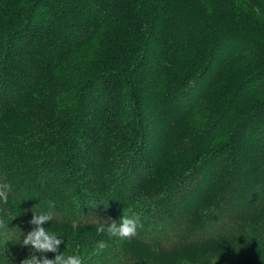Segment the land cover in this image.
<instances>
[{"label": "trees", "instance_id": "16d2710c", "mask_svg": "<svg viewBox=\"0 0 264 264\" xmlns=\"http://www.w3.org/2000/svg\"><path fill=\"white\" fill-rule=\"evenodd\" d=\"M0 182V264L49 201L84 264L264 258V0H0ZM130 209L144 235L96 234Z\"/></svg>", "mask_w": 264, "mask_h": 264}, {"label": "clouds", "instance_id": "9594fccd", "mask_svg": "<svg viewBox=\"0 0 264 264\" xmlns=\"http://www.w3.org/2000/svg\"><path fill=\"white\" fill-rule=\"evenodd\" d=\"M12 192V185L7 182H0V202L8 203L9 194ZM55 209V202H48V211L35 213L33 212L32 219L29 221L33 225L31 231L24 234L22 245L30 246L33 253H40L38 257L35 254H30L28 258L24 259L21 264H84L83 259L79 254L65 256L64 253H59V247L63 240L58 238L55 233L49 232L44 225L52 221L55 217L53 211ZM5 222L0 219V228H5ZM141 216L139 213L130 209L129 214H123L119 222L117 220H110V223L105 226L100 224L97 228V234H104L105 232L109 238H117L119 240H131L137 235L138 229L142 228ZM108 247L107 242L99 241L96 246L95 254H100ZM46 253H58L54 259L46 257Z\"/></svg>", "mask_w": 264, "mask_h": 264}, {"label": "rangeland", "instance_id": "374dc122", "mask_svg": "<svg viewBox=\"0 0 264 264\" xmlns=\"http://www.w3.org/2000/svg\"><path fill=\"white\" fill-rule=\"evenodd\" d=\"M74 209H76V207H74ZM32 210L35 211L36 213H39V211H37V210H34V209H32ZM82 211L83 210H81V211L76 210L75 213H76V215H80V213H82ZM86 211L90 212V209H88ZM61 215L66 217V213L65 212L62 213ZM59 216H60V214H57V217H59ZM57 217L55 216V218H57ZM164 219L165 218H162V216H161V220H157L158 222H155L152 225L154 227H158V226H161V225H167V227H168L167 233L169 232V234H167V233L164 234L165 231H160V232L156 233L155 237H160V236L166 237V236H168V235H170L172 233L171 230H174L176 228L174 225H172V223H168V224L165 223L164 221H167V220H164ZM49 223H52V222H49ZM49 223H46L44 225V227L46 229L49 226ZM52 224H54V223H52ZM29 226H30V224H29ZM64 226L65 225H63V228H60L59 226L56 225L55 229H57V230L51 232V233H55L57 236H59L58 238L63 240V243L60 245L59 250H58L59 253H64L65 256L76 255V254H79V249H83L82 254H79L81 256V258L84 261L88 260V259H91V258H88V257H90V255L93 253V251L91 249L81 248L80 247V243L82 241H85V244H86V243H89L91 241H95L93 233L95 234L96 230L95 229H91V230L90 229H85L82 226L77 225L75 223L72 224V225L66 226V227H64ZM33 227L34 226L31 225V227L29 228L28 232L31 231ZM197 232L198 233H203V232H205V228H200V230L197 231ZM137 233H139L141 235H144L146 233V231H144L143 229L139 228ZM153 234H151V235H153ZM86 235H90V236L86 237ZM104 239H106V238H104ZM134 240H136V237L132 238V241H134ZM262 245H264V244H262ZM224 252H226V254H224ZM30 254H35L38 257L41 255L40 253H33V250L31 249V247L30 246H26L25 247V252L21 253L19 256H17V261H16L15 264H21V262L24 259L28 258ZM56 254H58V253H46L45 255L49 259H54ZM187 255L188 254L186 253L185 257ZM207 255L208 254H202L199 251H197L196 253L188 255L187 259H189V258H191L193 256L194 259H192V261L195 260V262H197L198 264H211L210 258L207 257ZM213 255H215V256L220 255V257L222 255H225L226 260L228 262H232L234 264H237V262H239L238 260H243L244 259L245 262H247L250 259H255L253 257H245V256L241 255L239 253V251H237V250H236V252H232L231 248H227L226 250H222V251L214 249L212 251V256ZM161 260L165 261L164 258L161 259ZM166 262L168 264H175V258H173V259L171 258V260L166 261ZM253 264H264V258L255 259V261H253Z\"/></svg>", "mask_w": 264, "mask_h": 264}]
</instances>
